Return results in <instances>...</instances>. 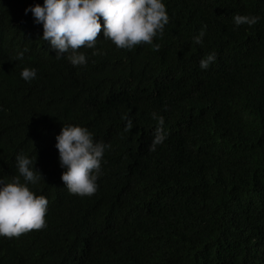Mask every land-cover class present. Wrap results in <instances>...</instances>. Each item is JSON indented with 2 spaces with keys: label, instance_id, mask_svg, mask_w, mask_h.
Here are the masks:
<instances>
[{
  "label": "trees",
  "instance_id": "1",
  "mask_svg": "<svg viewBox=\"0 0 264 264\" xmlns=\"http://www.w3.org/2000/svg\"><path fill=\"white\" fill-rule=\"evenodd\" d=\"M162 2L158 51L118 49L101 18V54L81 49L87 64L73 66L25 14L44 0H0V177L17 174V154L37 156L45 180L29 187L49 201L45 228L0 237V264H264V0ZM236 14L260 20L237 27ZM153 112L167 133L154 152ZM64 125L111 144L91 197L61 180Z\"/></svg>",
  "mask_w": 264,
  "mask_h": 264
},
{
  "label": "clouds",
  "instance_id": "2",
  "mask_svg": "<svg viewBox=\"0 0 264 264\" xmlns=\"http://www.w3.org/2000/svg\"><path fill=\"white\" fill-rule=\"evenodd\" d=\"M31 12L34 21L43 27L42 39L56 52V59L66 57L73 66L87 64L86 54L81 49H93V56L101 53L96 49L101 34L103 18V37L110 40L118 49L133 50L140 45L154 46V38H162L165 26L169 23L166 5L162 0H44L43 6L36 4L25 9ZM260 20L258 16L239 15L233 17L234 24L253 26ZM206 25L193 42L202 45ZM28 49L25 48L24 52ZM24 52L18 53L17 60H23ZM216 60L215 52L199 61L201 70H207ZM34 68H24L23 80L30 82L36 78ZM152 119L157 122L154 138L149 151H156L158 145L167 138L165 120L153 112ZM125 132L133 127V118L125 114ZM56 149L59 164L65 171L61 180L70 194L79 197H91L98 191L97 181L102 174L105 151L111 144L96 142L93 133L85 127L63 126L56 136ZM33 158L20 153L15 157L17 174L10 179L0 177V237H20L33 230L46 227L45 216L49 201L37 196L29 185H36L45 180L42 173L35 168Z\"/></svg>",
  "mask_w": 264,
  "mask_h": 264
}]
</instances>
